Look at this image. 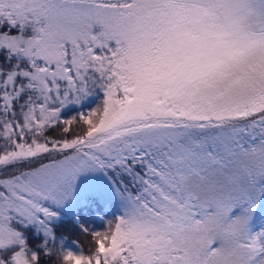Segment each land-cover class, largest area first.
<instances>
[{
  "label": "snow or ice",
  "instance_id": "snow-or-ice-1",
  "mask_svg": "<svg viewBox=\"0 0 264 264\" xmlns=\"http://www.w3.org/2000/svg\"><path fill=\"white\" fill-rule=\"evenodd\" d=\"M0 142V264H264V0H0Z\"/></svg>",
  "mask_w": 264,
  "mask_h": 264
},
{
  "label": "trees",
  "instance_id": "trees-1",
  "mask_svg": "<svg viewBox=\"0 0 264 264\" xmlns=\"http://www.w3.org/2000/svg\"><path fill=\"white\" fill-rule=\"evenodd\" d=\"M94 104L92 105V107ZM72 114H75L73 112ZM2 143V142H0ZM102 215V214H101ZM92 227L94 228H102L104 225L102 221H100L98 218L97 219H87V221ZM65 240L68 243L74 244L78 246L81 250H83L84 254H88V247H89V239L87 236L80 234L78 231L77 232H65L64 233Z\"/></svg>",
  "mask_w": 264,
  "mask_h": 264
},
{
  "label": "rangeland",
  "instance_id": "rangeland-1",
  "mask_svg": "<svg viewBox=\"0 0 264 264\" xmlns=\"http://www.w3.org/2000/svg\"><path fill=\"white\" fill-rule=\"evenodd\" d=\"M96 103H99V101H97ZM95 107V104L94 106ZM67 247H68V250H72V251H77L78 249H80L78 246L74 245V244H71V243H68L67 244ZM81 250V249H80Z\"/></svg>",
  "mask_w": 264,
  "mask_h": 264
}]
</instances>
